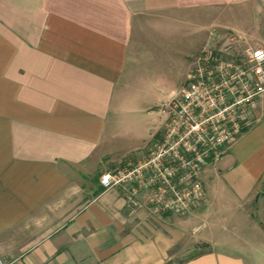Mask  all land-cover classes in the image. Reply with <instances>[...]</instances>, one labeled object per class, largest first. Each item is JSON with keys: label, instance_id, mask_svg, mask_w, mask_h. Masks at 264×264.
Segmentation results:
<instances>
[{"label": "crops", "instance_id": "1", "mask_svg": "<svg viewBox=\"0 0 264 264\" xmlns=\"http://www.w3.org/2000/svg\"><path fill=\"white\" fill-rule=\"evenodd\" d=\"M165 22H211L194 56L230 37L264 48V0H0V261L264 264V94L252 127L203 167L190 214L132 211L100 186L161 137L162 108L140 147L121 119L154 114L126 110L125 95Z\"/></svg>", "mask_w": 264, "mask_h": 264}, {"label": "built area", "instance_id": "2", "mask_svg": "<svg viewBox=\"0 0 264 264\" xmlns=\"http://www.w3.org/2000/svg\"><path fill=\"white\" fill-rule=\"evenodd\" d=\"M264 94V48L237 51L233 38L194 56L180 96L163 105L167 120L146 155L103 174L102 189L119 188L129 210L185 216L205 201L201 171L218 161L253 125ZM147 193L145 200L139 194ZM0 264H9L0 261Z\"/></svg>", "mask_w": 264, "mask_h": 264}, {"label": "rangeland", "instance_id": "3", "mask_svg": "<svg viewBox=\"0 0 264 264\" xmlns=\"http://www.w3.org/2000/svg\"><path fill=\"white\" fill-rule=\"evenodd\" d=\"M205 23L204 30L202 26L189 23H162L154 36L158 51L151 55L139 54V76L131 84L130 94L125 95V109L129 111L149 106L150 111L156 114L149 116L151 127L147 125L148 116L127 117L125 114L121 119L122 125L133 126L135 132L134 137L126 139L130 144L142 146L143 139L150 132L149 128H156L158 125L162 105L169 103L172 97L180 96V81L185 78L188 67L193 65L194 51L201 43L202 34L207 35V26L211 25V22ZM172 93L174 94L171 95Z\"/></svg>", "mask_w": 264, "mask_h": 264}]
</instances>
